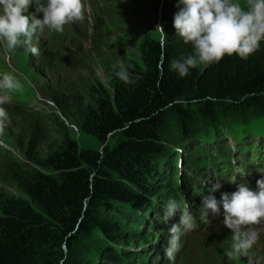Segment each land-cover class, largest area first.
Masks as SVG:
<instances>
[{
	"label": "trees",
	"instance_id": "obj_1",
	"mask_svg": "<svg viewBox=\"0 0 264 264\" xmlns=\"http://www.w3.org/2000/svg\"><path fill=\"white\" fill-rule=\"evenodd\" d=\"M157 3L167 34L142 36L139 60L126 66L134 83L121 81L114 68L107 85L91 84L85 96L56 92L70 122L5 105L29 133L22 134L27 160L0 148V182L19 190L0 192V264H148L153 246L139 241L145 231L137 222L163 218L162 207L175 199L172 170L178 168L176 183L192 192L187 205L197 230L187 236L199 240L211 221L216 225L223 217L208 210V220L201 219L206 186L212 185L195 180L205 174L203 182L211 177L227 186L225 174L264 156V41L247 59L225 55L181 77L170 64L193 49L175 33L176 0ZM72 125L100 148L80 146ZM229 136L237 142L232 149ZM259 235L264 238V229Z\"/></svg>",
	"mask_w": 264,
	"mask_h": 264
},
{
	"label": "rangeland",
	"instance_id": "obj_2",
	"mask_svg": "<svg viewBox=\"0 0 264 264\" xmlns=\"http://www.w3.org/2000/svg\"><path fill=\"white\" fill-rule=\"evenodd\" d=\"M233 2L246 8L248 0H233ZM83 3L85 5L84 21L65 25L63 32L47 30L39 39L40 54L38 56L26 52L23 48L8 50L5 48V42L0 41V79L8 73L15 76L22 85L20 89L9 93L12 103L6 106L7 109L18 105L29 111H39L47 119L51 118L48 115L56 114L64 121L70 122L71 118L66 117L59 110L54 97L56 92L60 94L79 92L85 96L91 84L96 85L97 82H101L107 85L112 69L119 68L121 62L126 67L128 61L139 60L137 44L145 33L154 36L161 33L156 29V26L161 23V7L157 0H83ZM29 11H35L34 4ZM38 15L42 16V14ZM49 124L52 125V122ZM169 130L168 134L172 138L171 134L174 136L175 131L171 127ZM23 132L25 135L29 133L27 127L23 130L20 122L10 118L5 134L0 136V141H2L0 148L27 160L24 154L27 141L22 135ZM71 132L80 146L100 148L101 143L96 138L79 131L74 125L71 126ZM240 138L246 140L243 136ZM228 143L231 149L237 145L231 136L228 138ZM214 145L216 146L217 143ZM183 155L184 153L181 156ZM178 157L177 155L176 159ZM193 157L197 156L193 155ZM262 160L263 155L259 154L255 155L251 161L261 162ZM184 162L183 157L179 165L180 171L184 167ZM247 164L245 163L244 166ZM178 172V168L172 170L173 186L170 194L178 203L187 204L192 192L189 190L190 187L187 191L184 190V182L176 183ZM204 175H199L200 179L197 182L204 185L211 182L217 183V180L211 177L205 182L201 181ZM177 185L180 186L179 189ZM18 191L13 185L0 182V192L15 193ZM162 208L164 209V206ZM161 218L162 215L145 216L140 217L137 222L138 227L145 231L144 234L150 233L149 238H143L144 234H142L139 239V241L143 240L145 247L146 245L153 246L148 248L150 251L146 259L148 264H248L246 257L229 259L226 256V251L231 246L232 234L220 219L216 225L215 221H211V225L199 233L204 234L199 240H191L189 236L183 235L181 242H187V244L181 246L173 261H169L165 256L169 227L164 225V219ZM251 227L258 232L264 229L263 225ZM226 237H228L229 244L224 242ZM263 246V235L261 237L259 235L253 248L254 259L258 260L259 264H264ZM209 255H215L216 258L205 259Z\"/></svg>",
	"mask_w": 264,
	"mask_h": 264
},
{
	"label": "clouds",
	"instance_id": "obj_3",
	"mask_svg": "<svg viewBox=\"0 0 264 264\" xmlns=\"http://www.w3.org/2000/svg\"><path fill=\"white\" fill-rule=\"evenodd\" d=\"M33 4L35 11L30 12ZM176 4L175 33L193 49L191 54L174 59L170 64V68L181 77L189 75L190 69L201 64L218 63L225 55L236 54L247 59L259 50L261 41H264V0H248L246 8L233 0H176ZM84 19L83 0H0V41L5 42L8 50L23 48L38 56L39 39L47 30L63 32L65 25ZM156 29L166 36L162 24H158ZM160 43L164 46L165 40ZM116 76L125 83L135 82L129 68L122 62ZM21 87L20 81L11 74L5 73L0 79V136L5 134L10 124L5 107L12 103L9 93ZM236 173L244 174V169H237ZM231 180L234 182L235 176ZM256 183V191L240 183L231 194L222 193L220 202L213 195L204 196L205 212L201 215L202 220H208V210H211L214 216H220L222 203L223 225L232 234L226 256L229 259L246 257L248 264H259L253 252L259 232L251 226L264 222V179ZM219 188L220 184L214 183L210 191ZM177 212L180 213L179 221L168 228L165 256L169 261H173L180 251L181 237L197 226L188 205L175 199H169L164 206L165 223Z\"/></svg>",
	"mask_w": 264,
	"mask_h": 264
},
{
	"label": "bare ground",
	"instance_id": "obj_4",
	"mask_svg": "<svg viewBox=\"0 0 264 264\" xmlns=\"http://www.w3.org/2000/svg\"><path fill=\"white\" fill-rule=\"evenodd\" d=\"M180 163H181V161H180ZM179 165H180V164H179ZM202 180H203V179H202ZM202 180H201V181H202ZM194 184L198 185V184H200V183L197 182V180H195Z\"/></svg>",
	"mask_w": 264,
	"mask_h": 264
}]
</instances>
